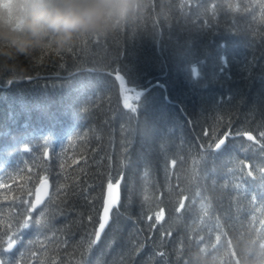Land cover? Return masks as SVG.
Returning a JSON list of instances; mask_svg holds the SVG:
<instances>
[{"label":"trees","instance_id":"1","mask_svg":"<svg viewBox=\"0 0 264 264\" xmlns=\"http://www.w3.org/2000/svg\"><path fill=\"white\" fill-rule=\"evenodd\" d=\"M129 91L140 97L126 110ZM225 132H251L260 144L236 137L221 153L204 151ZM260 132L264 0H142L63 50L49 34L26 57H0V237L16 233L21 212L47 223L2 258L254 264L264 244ZM45 177L50 195L27 213L23 202ZM119 177V207L89 247L106 186Z\"/></svg>","mask_w":264,"mask_h":264},{"label":"clouds","instance_id":"2","mask_svg":"<svg viewBox=\"0 0 264 264\" xmlns=\"http://www.w3.org/2000/svg\"><path fill=\"white\" fill-rule=\"evenodd\" d=\"M142 0H3L0 57L28 56L49 34L63 50L78 32L95 31L111 18H125ZM254 264H264V244Z\"/></svg>","mask_w":264,"mask_h":264},{"label":"snow or ice","instance_id":"3","mask_svg":"<svg viewBox=\"0 0 264 264\" xmlns=\"http://www.w3.org/2000/svg\"><path fill=\"white\" fill-rule=\"evenodd\" d=\"M144 7V6H143ZM59 53V52H57ZM116 79L119 80L121 82V84H123V77L120 75L116 76ZM140 97V93H137V99L139 100ZM205 135H207V133H205ZM259 136L264 138V132H260ZM236 137H246L247 140L249 141H256L257 144H260V141L256 140V137L252 135L251 132H237L235 133V136H233L232 132H225L223 133V136L221 138H219L217 141L214 142V144H210L208 145V148L205 149L204 151L209 153V154H218L221 153L223 150H225L226 148L229 147V142L232 139H235ZM47 143V142H45ZM262 148H264V145H261ZM201 148L203 149L204 146L202 145ZM45 158H48L49 153L46 151L44 153ZM202 158H203V153H202ZM247 176L251 177L252 176V172L249 171L247 172ZM41 187L43 189H45V191L43 192V196H47L48 193L46 191L47 186H48V179L45 177L43 179H41L40 181ZM0 187H7V185H2L0 184ZM63 186H61L62 188ZM116 187V191L115 194H113V184L111 183V181H109L108 185H107V199L103 205V215L100 218V222H99V226L98 229L95 231L94 236L95 239L90 241L89 247H91L92 245H95L99 240H100V236H101V232H103V230L105 229L106 225L109 224L110 219L112 218L111 213L112 210L114 208L119 207V203H120V199H119V184L117 183ZM60 191V188L57 189V192ZM28 195L31 196L32 193L28 192ZM258 197L260 200H264V192L258 191L257 193ZM253 200H256V197H253ZM42 195L40 194V190H37V194L35 196V201L34 203H32L30 206H28V202L27 200H25L23 203L25 206H27L26 210L27 213H32L36 210L37 205L42 204ZM184 207L183 201L180 202V207L177 209V211L179 212L182 208ZM40 216L43 217L44 216V212L41 211L40 212ZM164 218V213L163 210L161 209V211L159 212V214L156 215V221L157 223H159V221H161ZM92 218L89 217V220H91ZM149 219H151V217H149ZM253 219H255V217H253ZM16 220V224H17V231L14 235H9V231L10 228L8 230H6L3 235L7 236L8 239L6 241H4L2 239V237H0V245H3L4 243L7 244L6 248L0 247V264H10V262L6 259H3L2 257H4L7 253L12 252L14 246H16L18 243H21L20 241V237L23 235V232L26 230H29L30 228H34L36 231H41L43 229L47 228V223L45 221L42 220H35L33 222L32 217L30 215L25 216L24 212H21L20 216L15 217ZM262 223H264V221H262ZM217 227H220V225L218 224ZM219 238V236H217V239ZM161 256L164 255V253H160ZM14 264V262H13Z\"/></svg>","mask_w":264,"mask_h":264},{"label":"water","instance_id":"4","mask_svg":"<svg viewBox=\"0 0 264 264\" xmlns=\"http://www.w3.org/2000/svg\"><path fill=\"white\" fill-rule=\"evenodd\" d=\"M119 83H121L119 80H117ZM123 81H124V79H123ZM119 184V199H120V180H117L116 182H114V183H112L113 184V186L115 185V184ZM40 190V194L42 195V201H44L45 200V198L48 196H43V192L45 191V189H43L42 187H41V184L37 187V189H36V194H37V190ZM107 189V188H106ZM46 191H47V193H49V184H48V186H47V189H46ZM116 191V190H115ZM106 194H105V197H104V203H105V201H106V199L108 198L107 197V190H106V192H105ZM43 203V202H42ZM104 203H103V205H104ZM41 205V204H40ZM39 205H37V207H38ZM114 210V209H113ZM112 210V211H113ZM102 215H103V208H102V210H101V215H100V218L102 217ZM110 222V221H109ZM99 226V225H98ZM107 226L108 225H106V227H105V229L107 228ZM97 229H98V227H97ZM105 229L103 230V232L105 231ZM103 232H101V235L103 234ZM101 237V236H100Z\"/></svg>","mask_w":264,"mask_h":264},{"label":"rangeland","instance_id":"5","mask_svg":"<svg viewBox=\"0 0 264 264\" xmlns=\"http://www.w3.org/2000/svg\"><path fill=\"white\" fill-rule=\"evenodd\" d=\"M120 76H122L121 74H119ZM131 93H134V92H126V95H125V99H124V102L126 103V102H129L130 101V99H131V97H132V94Z\"/></svg>","mask_w":264,"mask_h":264},{"label":"bare ground","instance_id":"6","mask_svg":"<svg viewBox=\"0 0 264 264\" xmlns=\"http://www.w3.org/2000/svg\"><path fill=\"white\" fill-rule=\"evenodd\" d=\"M117 75H119V74H116V76H117ZM116 76H115V77H116ZM107 185H108V184H107ZM116 185H117V184H115V185L113 186V194H115V190H116V187H115V186H116ZM106 188H107V186H106ZM106 190H107V189H105V192H106ZM105 194H106V193H105ZM102 208H103V206H102ZM101 210H102V209H101Z\"/></svg>","mask_w":264,"mask_h":264}]
</instances>
